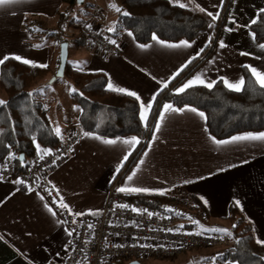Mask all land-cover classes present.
<instances>
[{"label":"crops","instance_id":"crops-1","mask_svg":"<svg viewBox=\"0 0 264 264\" xmlns=\"http://www.w3.org/2000/svg\"><path fill=\"white\" fill-rule=\"evenodd\" d=\"M90 1L94 4V11H101L106 16L101 33L113 36L108 28L116 27L117 23H110L106 8H111L110 4L117 5L116 0ZM180 2L187 4L186 8L196 11H200L199 8L205 9L200 12L212 20L213 27L195 41L162 40L166 44L187 41L190 47H167L152 40L144 44L148 47L142 49L134 35L129 36L130 31H124L119 36L123 45L122 55L100 54L86 40L80 38L75 45H69L68 63L78 72L105 74L114 87L126 90L121 94L127 95V91L137 93L140 97L137 100L139 105L141 102H151L147 125L152 121L158 97L166 88L164 84L170 86L192 64L193 68L175 85L172 93L180 94L176 90L201 73L202 78L208 81L219 82L223 77L235 82L243 77L246 65L264 71V49L259 47L264 43L253 39L250 30L251 21L257 20L261 14L260 9H264V0ZM67 10L70 11L63 0H16L15 3L0 7V58L20 56L35 65L47 64V68H50L49 75L33 89L37 99L48 110L54 130L57 126L61 129V135L58 136L61 143L76 130L82 133L70 156L48 173L60 200L71 208L72 213H83L77 216H84L98 212L105 206L107 194L114 185L118 188H148L152 190L151 193H122L162 196L175 211L189 212L199 209L206 217L203 222L206 229H227L228 232L233 228L230 221L231 208L239 200L241 207H236L252 226L255 240H264V142H238L217 146L210 139L213 136L208 131L206 118L190 111L192 107H184L183 112L165 113L160 130L155 132L163 105L171 104L166 101L158 108L147 145L135 162L132 161L140 149V138L129 136L115 139V144H105L102 140L110 138L96 139L94 137L97 135L94 134L84 136V132L77 129L80 128L81 111L74 108L75 104L71 100V82L61 88L55 85L62 78L50 83L60 67L62 44L31 30L35 20L49 27L62 24L66 30L75 29L87 23L94 12L84 17L78 10L76 18L70 11V17L65 20L61 15L69 16L66 14ZM208 13L218 14V19L213 20ZM226 23L229 27H225ZM220 24L221 27L217 29ZM220 41L227 47L219 48ZM241 52L248 55H241ZM189 60L191 63H188ZM213 60L214 63H209ZM49 85L51 88L47 91ZM39 89L44 91L41 93ZM61 89L63 93L59 94ZM0 100L7 101V95L2 89ZM142 124L145 126L144 122ZM246 133L249 132L234 136ZM132 137H136L140 143L126 145L119 142ZM40 154H44L43 151ZM125 155H128L126 161L123 159ZM141 160L143 164L140 163ZM133 171H136V175L132 181H128L127 177ZM185 181L192 182L184 183ZM165 189L171 190L164 195L158 194ZM41 197L43 196L39 192L28 190L15 181H4L0 176V264H62L70 251L72 235L69 236L68 232L71 230L64 225L58 211ZM45 204L52 208L55 216L48 211ZM222 252L223 250L217 249L192 250L181 254L174 262L138 261L141 264H212L213 258H218V254ZM133 261L137 260L109 264H130ZM222 264L238 263L227 261Z\"/></svg>","mask_w":264,"mask_h":264},{"label":"trees","instance_id":"trees-1","mask_svg":"<svg viewBox=\"0 0 264 264\" xmlns=\"http://www.w3.org/2000/svg\"><path fill=\"white\" fill-rule=\"evenodd\" d=\"M118 1L121 10L130 15L119 14L113 38H119L121 32L130 31L141 44L150 43L153 34L164 41L192 42L206 33L212 24V20L202 12L181 8L169 0ZM63 3L71 12L78 5L77 0H63ZM68 17L70 15H61L65 20ZM256 21L250 30L255 33L258 43H264V13ZM192 68L193 64L171 85L175 86ZM49 73L50 68L25 65L14 58H9L0 68V89L7 95L6 106H0V162L10 155L16 164L17 173L27 172L32 160L40 155L36 144L40 145V149L48 150L61 144L48 110L33 91L34 86ZM243 77L246 84L240 92L226 88L222 81L217 82L212 89L193 87L180 94L169 93L163 101L162 92L156 101L152 121L146 127L140 119L139 102L134 97L108 90L105 74L78 72L69 63L65 72V78L77 90L71 94V100L80 108L81 130L110 139L129 136L140 138V149L132 162L145 149L158 108L165 101L177 108L192 107L203 112L209 133L218 140L244 132L264 131V89L254 82L247 68L243 69ZM29 93L33 95L29 96ZM22 154L26 157L24 163L20 161ZM133 196L159 209H164L166 205V199L159 195ZM230 221L236 225L231 231L234 244L223 250V256H219L216 262L264 264L261 259L264 257V246L256 243L252 226L236 206L231 208Z\"/></svg>","mask_w":264,"mask_h":264},{"label":"built area","instance_id":"built-area-1","mask_svg":"<svg viewBox=\"0 0 264 264\" xmlns=\"http://www.w3.org/2000/svg\"><path fill=\"white\" fill-rule=\"evenodd\" d=\"M66 14L69 15L70 11L67 10ZM105 20L104 13L95 10L87 23L75 29L66 30L62 24L49 27L35 20L31 30L35 34L53 38L58 44L75 45L82 38L100 54L122 55L121 39L101 33ZM110 40H115L116 44L110 43ZM171 91L168 88L167 93ZM81 135V131L76 130L65 142L49 149L51 154L36 156L27 172L17 173L10 155L0 162L2 180H23L28 190L39 192L58 211L64 225L72 231L71 248L62 264H109L130 259L174 262L181 254L192 250H227L233 246L231 232L226 235L206 231L203 225L206 217L199 209L173 212L166 210H175L168 205L159 209L137 200L133 195L118 192L117 185L110 188L105 206L93 212L96 214L77 216L60 208V196L51 184L48 173L70 156ZM125 204L129 207H120ZM133 208L147 209L153 215L149 217L147 212H134ZM90 224L94 226L91 229L88 227Z\"/></svg>","mask_w":264,"mask_h":264},{"label":"snow or ice","instance_id":"snow-or-ice-1","mask_svg":"<svg viewBox=\"0 0 264 264\" xmlns=\"http://www.w3.org/2000/svg\"><path fill=\"white\" fill-rule=\"evenodd\" d=\"M15 2H16V0H0V7L7 6V5H10V4L15 3ZM170 2H173L174 4H176L177 6H179L181 8L188 7L187 4L181 3L180 0H170ZM189 3H192V0H189ZM109 7L114 8V10L116 12L121 13L123 16L130 15V13H128L126 11H122L120 7H118V6L114 5V4H110ZM197 7L199 8V5H197ZM199 10L202 11V12L205 11V9H203V8H199ZM260 12L264 13V9H260ZM208 15L211 16L213 20L218 19V14L214 15L213 13H208ZM232 22L235 23V21H232ZM251 23L252 24L257 23L256 19H253L251 21ZM209 27H213V25L210 24ZM226 30L227 31H232V29H226ZM34 31H39V29H34ZM108 31L109 32H114L115 31V26L108 28ZM128 35L132 36L133 34L131 32H129ZM252 38L253 39L256 38L255 37V33H252ZM152 39L154 41H156L157 43H159L161 45H165L167 47H180V46L190 47V44L187 41H182V42H180V44H166L164 41L159 40V38L155 34H153ZM109 42L112 43V44H116L115 40H110ZM218 46L221 49L227 47V45L223 41H220ZM37 47H40V46L37 45ZM139 47L143 49V48L148 47V45L140 44ZM259 47L261 49H264V44H260ZM201 51H203V49H201ZM240 54L241 55H248V53H245V52H241ZM9 58L10 57H8V56H4L3 58H0V65H3ZM12 58H14L17 61H21L25 65L32 64L33 66H38V67H43V68H47V66H48L47 64L35 65L33 62L29 61L28 59H23L20 56H15V57H12ZM188 63H191V60H189ZM209 63H214V60L213 61H209ZM186 66L187 65H185V67ZM245 67L251 72V75L254 78V82L256 84H258L261 89H264V71H260L256 67H253L251 65H246ZM78 70H81V69H78ZM61 75H62L61 73H59V72L57 73V77H59ZM202 77H203V73L197 74L193 79L188 80L185 84H183L180 88H178L176 90V92L177 93H183V92H185V90L190 89V88H192L194 86H198V85L199 86H204V87H206L208 89H212L215 86V84L218 82V81H208V80H206V79H204ZM54 79H55V77H54ZM221 80H222V82H223V84H224V86L226 88H228L230 90H233V91H236V92H240V91L244 90L245 84H246V81H245V79L243 77H240L239 80L235 81V82H230L227 78H223V77H221ZM49 87H50V85H49ZM164 87H167V83L164 84ZM107 89L108 90H112V91H118L120 93H125V91H126L123 88L114 87L113 83L111 82V80H109L107 82ZM43 91H44V89H39V92L42 93ZM76 91L77 90L75 88H70V94L75 93ZM79 94L83 95L82 93H79ZM126 94L129 95V96L135 97V99L138 100V101L140 100L139 95H137V93H135V92L127 91ZM28 95L31 96V95H33V93H29ZM152 99L154 101L155 97H153ZM6 104H7L6 101L0 100V106H6ZM74 108H75V106H74ZM140 108H141L140 119H141L142 122L145 123V126L147 127V114L152 108V103L149 102V103L145 104V103L141 102ZM184 110L185 109H183V108H174L171 104H164L163 105V112L160 114V120L156 123L154 131L158 132L160 130V123L163 121L165 113H168V112H183ZM189 110L194 112V113H197L202 118H206L205 114L203 112H197L196 108H190ZM54 131H55V134L57 136L61 135V129L58 126L55 128ZM83 135L84 136H91L92 134L89 133V132H84ZM94 138L102 139L99 136H95ZM210 139L217 146L233 144V143H238V142H256V141L264 142V132H258V133L249 132V133H246V134H243V135L232 136L228 140H217L215 137H210ZM102 142L105 143V144H115V143H117V140H115V139H103ZM119 142L123 143V144H126V145H134V144L140 143V141L136 137H132L131 139H126V140H121ZM36 147H37L38 151H43L44 155L51 154L50 150H41L39 144H36ZM129 155H130V153H129ZM145 155H147V153H145ZM11 158L12 157H10V159ZM20 159L23 160V157H21ZM41 159H43V156H41ZM123 159L126 161L128 159V155H125L123 157ZM140 163L143 164V160H141ZM245 163H247V161H245ZM122 166L123 165L121 164L120 167H122ZM233 167H235V165H233ZM137 170H138V168H137ZM223 170L224 169H221V171H223ZM118 171H119V167L117 168V172ZM135 175H136V171H133V173L127 177V180L128 181H132L133 177ZM191 182L192 181H185L184 183H191ZM15 183L23 184L24 181L23 180H17V181H15ZM170 190L171 189H165L163 191H159L158 194L164 195L167 191H170ZM117 191L118 192H129V193H151L152 192V190H150L148 188H142V187H120V188L117 189ZM41 199H43V197H41ZM205 203H207V202L205 201ZM234 203L236 204V206L241 207V204H240L239 200H236ZM45 207L48 208V211L51 212L53 216L56 215V213L52 210V208H50L47 204H45ZM59 207L67 210L70 214L72 213L71 208L67 204H65L62 199L59 202ZM120 207L128 208L129 206L125 204V205H120ZM166 210L167 211H173V212L175 211L173 209H166ZM132 211H134V212H136V211L147 212L149 217H151L153 215V213L148 212L147 209L139 210V209L133 208ZM92 214H96V213H92ZM75 215H83V213H76ZM193 223H199V222L198 221H193ZM88 227L91 229L94 226L90 224V225H88ZM233 227H236V225H233ZM167 231H172V229H168ZM206 231L223 232L226 235H230V233L228 232L227 229L211 228V229H206ZM200 234L201 233H196V235H200ZM68 235L71 236L72 235V231H69ZM220 238L223 239V236H221ZM237 242L239 243V241H237ZM256 243L261 245V246H264V240H262V239L258 238L256 240ZM117 247H120V246L117 245ZM218 256L222 257L223 254H218ZM216 259H217L216 257L213 258L212 264H216ZM261 259L264 260V257H261ZM198 264H199V262H198Z\"/></svg>","mask_w":264,"mask_h":264},{"label":"rangeland","instance_id":"rangeland-1","mask_svg":"<svg viewBox=\"0 0 264 264\" xmlns=\"http://www.w3.org/2000/svg\"><path fill=\"white\" fill-rule=\"evenodd\" d=\"M102 1H103V0H102ZM116 2H117V5H116V6L122 8L121 5H119V3H118L117 0H116ZM93 9H94V4H92L90 0H86V2H85L83 5H76V6L74 7V9H72V14H73V17H76V18H77V17H78L77 12H78V10H79V11H81V12L83 13V15H84V17H85V16L90 15V14L94 11ZM106 9H108L109 17H110V19H111V20H110V21H111L110 23L112 24L113 21L117 23V21H118V17H119V16H118L119 13L116 12V11L114 10V8H106ZM221 23H222V21H221ZM220 27H221V24H220L219 26H217L216 28L219 29ZM225 27H229V25L226 23ZM115 31H116V29H115ZM111 33H115V32H111ZM122 33H123V32H121L119 35H122ZM57 46H59V45H57ZM67 83H70V81H68V79L62 78V79H60V80L58 81L57 85H55V86H57L58 88H61V86L66 87V86H67V85H66ZM50 88H51V87H49V89H47V91L50 90ZM168 88H169V89H172V91L169 92V93H172V92H173V89L175 88V86L170 85V86H167V87L164 89L163 94H162V96H161L162 101H163L164 98L169 94V93H167ZM62 93H63V92H62V89H61L60 92H59V94H62ZM166 94H167V95H166ZM74 106H75V105H74ZM75 108H76V110H80V108L77 107V106H75ZM68 116H69V114H68ZM77 129H81V128L77 127ZM165 203L168 205L167 200H165ZM229 231H230V230H229ZM166 262H168V261H166Z\"/></svg>","mask_w":264,"mask_h":264},{"label":"water","instance_id":"water-1","mask_svg":"<svg viewBox=\"0 0 264 264\" xmlns=\"http://www.w3.org/2000/svg\"><path fill=\"white\" fill-rule=\"evenodd\" d=\"M86 0H77V4L78 5H83L85 3ZM68 57H69V44L68 43H63L61 45V53H60V67L57 71V73H61L62 75L57 77V74L55 76V79L53 78V80L50 83L55 82L57 79L60 78H65V72H66V68H67V64H68ZM23 157V160L20 159V161L22 163H24L26 161V157L25 155H20V158ZM130 264H141L139 261H133Z\"/></svg>","mask_w":264,"mask_h":264}]
</instances>
